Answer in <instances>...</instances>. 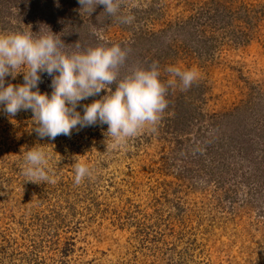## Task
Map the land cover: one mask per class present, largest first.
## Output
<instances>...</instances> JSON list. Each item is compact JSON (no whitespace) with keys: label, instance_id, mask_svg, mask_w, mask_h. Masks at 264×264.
<instances>
[{"label":"rangeland","instance_id":"rangeland-1","mask_svg":"<svg viewBox=\"0 0 264 264\" xmlns=\"http://www.w3.org/2000/svg\"><path fill=\"white\" fill-rule=\"evenodd\" d=\"M97 7L0 0V33L66 31L68 52L125 40L134 57L120 77L157 62L167 108L156 132L106 148L107 125L41 139L31 110L9 116L0 106V264H264V0H125L118 15H133L131 24ZM168 66L198 78L169 86ZM40 75L50 96L51 77ZM5 80L23 84V73ZM37 144L55 183L21 175L23 152ZM75 161L93 173L79 185Z\"/></svg>","mask_w":264,"mask_h":264},{"label":"clouds","instance_id":"clouds-1","mask_svg":"<svg viewBox=\"0 0 264 264\" xmlns=\"http://www.w3.org/2000/svg\"><path fill=\"white\" fill-rule=\"evenodd\" d=\"M82 11L92 14L98 5L104 6L108 16L116 17L120 23L131 24L133 15H118L125 0H78ZM47 27V26H46ZM44 32L15 31L0 33V106L9 116L21 110H31L36 122L34 131L39 138L54 140L59 135L71 136L72 130L96 125H107L104 133L106 148L126 146L128 140L142 130L156 132L161 114L167 108V87L159 79L158 63L149 67H134L120 77L128 51L119 44L82 49L78 42L76 50L65 51L66 44L50 28ZM95 31V30H94ZM25 69L24 71H16ZM171 74L167 84L179 81L186 90L198 78V71L181 70L168 66ZM23 73L24 83L13 85L5 78ZM41 73L51 77V95L41 94L38 84ZM115 85L113 91L111 85ZM35 89V91H33ZM106 91L100 99L82 105L83 115L77 111L80 102ZM79 126V128H77ZM50 156L44 146L37 144L23 152L21 175L27 182L55 183L50 175ZM74 182L79 185L92 176V169L85 163L75 161Z\"/></svg>","mask_w":264,"mask_h":264},{"label":"trees","instance_id":"trees-1","mask_svg":"<svg viewBox=\"0 0 264 264\" xmlns=\"http://www.w3.org/2000/svg\"><path fill=\"white\" fill-rule=\"evenodd\" d=\"M100 9H102V8H99V7H96V12H101V10ZM104 12L102 11V13L101 14H103ZM170 25L172 26V27H174V26H176L175 24H171L170 23ZM107 29V26H105V27H103V30H106ZM135 33L133 34V42H130V43H128V47H133V48H130V49H135L136 47H138V41L141 39V33L140 32H138L137 31V28H136V30L134 31ZM69 33H67L66 31H65V33H63V35L61 36V39H62V41L65 43L66 42V40L68 41V39L69 38H73L74 39V41H75V38H74V36H72V37H68L67 39H66V36L68 35ZM73 41V42H74ZM124 43H127L125 40H122ZM176 41H178V39L177 38H175L174 37V39H172L171 40V43H174V42H176ZM96 43H95V45H99V44H104V45H107V41H106V43L104 42V40L103 39H97L96 38V41H95ZM123 42L121 43V42H118V43H114V44H119L121 47H124L122 44H123ZM70 48H72L71 50L72 51H75L76 50V46L75 45H73L72 44V47H70ZM178 49H179V47H178ZM65 51H68V47H66L65 48ZM157 52V58H160L161 57V52H162V50L161 49H159V50H157L156 51ZM133 53V52H132ZM132 53H130V55H129V57L127 58V59H129L130 57H134L133 55H132ZM163 53H164V51H163ZM126 59V60H127ZM172 108L174 109V110H180V106H178V104H175V105H173L172 106ZM197 164V163H196ZM201 165H199V166H197V168L198 167H200Z\"/></svg>","mask_w":264,"mask_h":264}]
</instances>
